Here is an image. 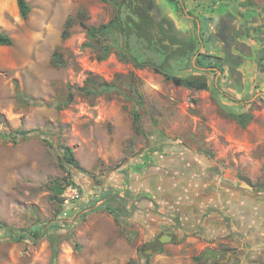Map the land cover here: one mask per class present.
I'll return each instance as SVG.
<instances>
[{"label": "rangeland", "instance_id": "rangeland-1", "mask_svg": "<svg viewBox=\"0 0 264 264\" xmlns=\"http://www.w3.org/2000/svg\"><path fill=\"white\" fill-rule=\"evenodd\" d=\"M119 1L28 0L23 18L17 0H0V32L14 39L0 46V264H50V233L62 238L57 264L264 263V190L254 187L264 186V31L242 37V64L221 61L225 72L194 67L199 41L161 70L138 67L123 54L122 37L108 38L112 51L102 60L83 22L118 19ZM154 1L172 31L188 39L197 32L191 15L206 25L211 16L212 30L230 17L227 5L236 27L264 23V0H197L196 8L191 0ZM255 10L261 18L245 19ZM211 37L207 51L224 59L223 43ZM164 73L205 79L209 87L189 88ZM98 81L120 88L99 96L77 91L58 108L71 85L96 90ZM232 113L253 118L244 126ZM64 146L84 172L62 164ZM69 178L80 197L61 204L66 190L60 195L56 186L67 188ZM130 188L141 191L134 200L124 194ZM115 191L124 194L119 222L98 209L109 199L103 194ZM45 223L38 240L10 236L12 228L32 232ZM157 236L171 239L152 245Z\"/></svg>", "mask_w": 264, "mask_h": 264}, {"label": "flooded vegetation", "instance_id": "flooded-vegetation-1", "mask_svg": "<svg viewBox=\"0 0 264 264\" xmlns=\"http://www.w3.org/2000/svg\"><path fill=\"white\" fill-rule=\"evenodd\" d=\"M181 0H178L180 2ZM247 1V0H246ZM249 1V0H248ZM242 4H244L242 2ZM249 5V4H248ZM228 8H226L227 13L231 17L232 10H234V7L227 5ZM184 8V12L186 13L187 7L185 5L182 6ZM250 7H253L251 5ZM156 6L154 0H121L119 5L120 10V18L122 19V29H121V36H122V47L131 58L134 59V61H143L145 63L154 64L144 52L145 48L152 49L154 51H158L160 55L163 56L162 63L158 66L163 67L165 66L169 60L170 57L176 56V55H185L186 53L191 52V48H194V45L196 44L195 41H199L200 48L194 53V67L197 68H218L219 70L221 67H223V70H220L221 72H225V65H222L220 63L221 61H225L226 64L229 66H232V68H237L239 65L242 64V54L244 52L242 48V42L241 40L244 35L247 37L252 36V32L246 33V28L251 25V22L248 23V26L244 27H236L234 21L229 18H220L221 20L219 23L215 25V27L211 30H206L209 28L208 26H212L211 16H206V19H208L209 25H206L202 22L200 16L196 14H189L191 15L193 21L195 22V27L197 28V32L188 38H184L183 35L180 33H176L172 31V25L171 23H168V21L165 19L163 15L160 14V12H156ZM253 13H249L248 15H245V19H254L260 16V13H258L257 10L253 11ZM258 13V14H257ZM188 14V13H186ZM257 14V15H256ZM262 15V14H261ZM247 20V21H248ZM264 22V20H262ZM200 23L203 24V32L201 35V32L199 30ZM255 31H264V23H260L259 26H252ZM206 30V31H204ZM208 34L206 37V40L203 42L200 38L204 34ZM209 34H211L209 36ZM211 36L217 37L220 39V41L223 43L225 47V58L221 59L218 64V55H212L214 51H207L209 49V46L214 42L215 40H212L213 38ZM255 37V36H254ZM201 40V41H200ZM147 42V43H146ZM211 42V44H210ZM219 46L216 45L215 50L218 51ZM206 49V50H204ZM141 51V53H140ZM264 53V51H263ZM206 54L208 56H211L212 59L210 60L211 65L208 66H202L199 64V59ZM237 56L239 59H241V63L237 66L233 62L234 57ZM215 56V58H213ZM233 57V58H232ZM264 57V54H263ZM228 59V60H227ZM231 59V60H230ZM206 60V62H209ZM229 66V67H230ZM174 234V232L170 233ZM162 236H157L156 238L152 239L150 243L152 245H155V241L161 242ZM259 264H264L259 263Z\"/></svg>", "mask_w": 264, "mask_h": 264}, {"label": "trees", "instance_id": "trees-1", "mask_svg": "<svg viewBox=\"0 0 264 264\" xmlns=\"http://www.w3.org/2000/svg\"><path fill=\"white\" fill-rule=\"evenodd\" d=\"M17 1H18V6H19V11H20L21 16L23 18H27L28 14L31 11L30 3L28 2V0H17ZM170 1H175V0H170ZM119 5H120V1L118 2V6ZM122 23H123V21L120 18V15H119L118 19H113V20L109 21L108 23H103V24H100L99 26H92V25H88L87 23L83 22V25L88 30V36L90 38L89 44L92 46L98 44L100 46V49L98 50V58L99 59H102V60L106 59L112 51V46L107 41L108 38L110 39V37H111L112 40L117 41L118 37H122L121 36ZM252 28L253 27L251 25H249V27L246 28V30H247L246 33H250ZM13 43H14V39L11 35H9L8 33H5V32H0V46H11ZM120 47L123 50V54L125 55L127 53V51H124L122 46H120ZM233 57H234L233 62L235 63V65L238 66L241 63V59H239L235 55ZM213 58H215V56H213ZM209 59L211 60L212 57L204 54L201 57V59H199L198 62L202 66H208V65H211V62L209 61ZM206 60H208L209 62H206ZM212 60H214V59H212ZM220 60H221V58H218V64H219ZM135 64L138 67H142L145 65V62L136 60ZM153 65L157 70H161L160 66H158L156 64H153ZM220 70H223V67H221ZM164 74H165L166 78L173 80L175 83L183 84L184 86L189 87V88L206 89L209 87V85L205 79H200V78H195V77H184V76H178V75H174V74L172 75L170 73H164ZM98 86H99L98 89L91 90L85 86L76 87V89H75L74 86L71 85L70 91H69L68 101L65 104L58 105V108L61 109V108L65 107L68 103H70L74 99L75 93L77 91H84L89 96H99L103 93L113 92V91L118 90L120 88L119 87L120 85L118 83L105 82V81H102V82L98 81ZM130 91L134 94L133 99L135 100V102L138 105L143 104V95H142L141 91L138 89V87L136 86V84L134 83L133 79H131V82H130ZM231 115L234 118H237L238 121L241 124H243L244 126H246L247 123L250 120H252V118H253V115L250 113H241V114L232 113ZM141 119H142V116H141L138 108L137 107L134 108L133 109V121H134L135 129L138 132H141L142 128H143ZM16 133L22 135L25 139L29 138V132L26 130H19V131H16ZM47 141L50 142V140H48V139H47ZM61 162L63 165H64V163L65 164L68 163V164L72 165L73 167L78 168L82 172L85 171L80 166L79 161L75 157V154L73 153L72 149H70L67 146L63 147V155L61 156ZM67 180L68 181L66 184L74 183V181L70 178ZM254 187L257 189H260V190H264V186L256 187L254 185ZM56 188H57V191L59 192V194L61 195L64 192L66 186L58 185V186H56ZM103 196L109 197V199H107V203L105 205L100 206L98 209L106 208L109 211V213L112 214L116 218V220L119 221V218L121 216L120 212L124 206L123 205L124 197H121L120 195H115L113 192L111 194L105 193V194H103ZM64 200H65V198H63V197L58 198V201H60L61 204L65 203ZM46 226H48V223L43 224L42 226L33 230L32 232L27 231V230H23L20 233H16V231L12 228L10 236L17 241H21L24 238H26L27 236H30L34 240H38L39 238L44 236V230L43 229H45ZM59 226H60V224L57 222L52 223V225L48 228V230L49 231H52V230L56 231V229ZM48 238H49V240L51 242V246H52V257H51L50 264H57V259L59 257V244L62 241L61 236L58 233L57 234H51L50 233ZM196 258L198 260L203 259V257L201 255H199ZM206 258H210V255H207ZM128 264H135V261H130Z\"/></svg>", "mask_w": 264, "mask_h": 264}, {"label": "water", "instance_id": "water-1", "mask_svg": "<svg viewBox=\"0 0 264 264\" xmlns=\"http://www.w3.org/2000/svg\"><path fill=\"white\" fill-rule=\"evenodd\" d=\"M156 10V12H158V10H157V8L155 9ZM147 43V42H146ZM144 52L146 53V56L154 63V64H156V65H160L161 63H162V59H163V56L162 55H160V53L158 52V51H154V50H152V49H149V48H145L144 49ZM140 53H141V51H140ZM171 239V237L169 238H167V237H164V236H162L161 237V241L162 242H166V241H168V240H170Z\"/></svg>", "mask_w": 264, "mask_h": 264}, {"label": "built area", "instance_id": "built-area-1", "mask_svg": "<svg viewBox=\"0 0 264 264\" xmlns=\"http://www.w3.org/2000/svg\"><path fill=\"white\" fill-rule=\"evenodd\" d=\"M75 185L76 184H74V183L69 184L67 186V188L65 189L66 190L65 194H64V198H65L64 202L65 203H70L71 201H74L80 197L79 189Z\"/></svg>", "mask_w": 264, "mask_h": 264}, {"label": "crops", "instance_id": "crops-1", "mask_svg": "<svg viewBox=\"0 0 264 264\" xmlns=\"http://www.w3.org/2000/svg\"><path fill=\"white\" fill-rule=\"evenodd\" d=\"M181 1H182V3H183V2H184V3L186 2V4H189V2H190V0H181ZM192 2H193L194 4H192L191 6L194 7V8H196L197 0H191V3H192ZM191 3H190V4H191ZM185 7H186V5H185ZM190 17H191V16H190ZM191 18H192V17H191ZM129 190H130V191H125L124 194H125V196H127V199L130 198V200H134L133 197L131 198V196H134L135 194H138L139 192H141V191H131V188H130ZM114 194H115V195H124V194H121V191H115ZM107 198H108V197H106V199H107ZM106 199H105V200H106ZM132 204H135V203H132ZM136 204H137V203H136ZM123 205H124V204H123ZM101 206H102V205H101ZM115 220H116V218H115ZM116 222H119V221L116 220ZM159 229H161V228H159ZM157 233H158V232H156V235H158ZM59 235H60V234H59ZM61 240H62V238H61ZM61 242H62V241H61ZM161 242H162V241H161ZM60 244H61V243H60ZM60 244H59V245H60Z\"/></svg>", "mask_w": 264, "mask_h": 264}]
</instances>
